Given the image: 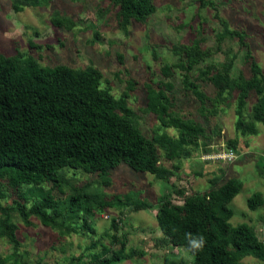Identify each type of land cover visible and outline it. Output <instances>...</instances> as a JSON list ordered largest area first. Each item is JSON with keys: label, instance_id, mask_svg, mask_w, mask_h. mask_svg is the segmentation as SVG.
Here are the masks:
<instances>
[{"label": "rangeland", "instance_id": "obj_1", "mask_svg": "<svg viewBox=\"0 0 264 264\" xmlns=\"http://www.w3.org/2000/svg\"><path fill=\"white\" fill-rule=\"evenodd\" d=\"M152 2V15L124 27L109 0H0V55L20 61L32 57L42 67L95 68L100 88L126 103L134 125L159 156L156 175L121 164L106 177L64 167L59 184L23 185L16 191L0 182L5 193L0 202L7 208L17 194L30 208L50 192L64 209L74 191L84 188L120 202L94 210L87 223L81 214L65 213L56 227L44 226L35 216L24 221L10 211L17 244L0 230L5 264H93L120 250L124 241L119 264H194L179 240L160 230L159 207L169 202L186 218L187 199L207 195L231 179L241 189L228 205V224L247 225L264 241V125L254 112L259 96L251 93L242 113L251 130L238 129L237 91H219L211 81L216 72L231 80L250 76L245 48L235 38H221L223 23L244 34L264 73V0ZM191 45L206 57L185 71L178 67L184 57L175 49ZM154 104L164 106L166 114L153 111ZM255 194L262 204L250 210L247 201ZM240 263L264 260L247 256Z\"/></svg>", "mask_w": 264, "mask_h": 264}, {"label": "trees", "instance_id": "obj_2", "mask_svg": "<svg viewBox=\"0 0 264 264\" xmlns=\"http://www.w3.org/2000/svg\"><path fill=\"white\" fill-rule=\"evenodd\" d=\"M109 1L118 7L117 15L124 27L131 21L145 20L155 11L152 0ZM207 5L214 6L211 2ZM222 26L221 38H235L245 48L250 76L240 75L231 80L227 73L216 72L211 81L219 91H237V128L251 130L243 123L242 113L250 94L258 95L254 112L264 125V73L253 58L244 34L229 30L224 23ZM175 51L184 57L178 67L185 71L206 57L198 45L180 46ZM100 79L99 71L93 67L82 70L62 65L42 67L32 57L20 61L0 55V182L15 191L23 185L59 184L58 172L64 167L105 177L121 164L138 173H159V156L153 143L134 125L126 103L100 88ZM153 107L160 115L167 112L164 106ZM240 189L239 182L231 179L207 195L187 199L186 218L178 207L162 203L157 216L159 228L177 238L185 248L187 234L205 238L203 251L191 254L194 264H241L240 260L247 256L264 260V241L247 225L232 228L228 224L232 217L228 205ZM4 198L5 193L0 189V200ZM23 198L17 194L11 208L3 207L0 202V230L14 245L17 244L15 228L9 222L12 210L24 221L35 216L44 226L56 227L57 220L65 213L73 217L81 214L87 223L94 210L120 203L105 201L91 194L88 188L75 190L64 209L50 192L30 208L20 202ZM261 204L258 194L247 201L250 210ZM125 244L121 242L120 250L93 264H119L124 258ZM0 264H5L1 257Z\"/></svg>", "mask_w": 264, "mask_h": 264}, {"label": "clouds", "instance_id": "obj_3", "mask_svg": "<svg viewBox=\"0 0 264 264\" xmlns=\"http://www.w3.org/2000/svg\"><path fill=\"white\" fill-rule=\"evenodd\" d=\"M186 248L185 251L192 255H196L203 251L206 244L205 238L201 236H192L190 233L186 235Z\"/></svg>", "mask_w": 264, "mask_h": 264}]
</instances>
